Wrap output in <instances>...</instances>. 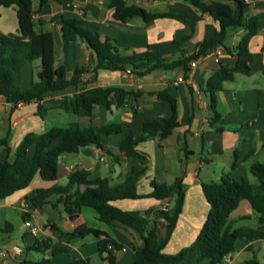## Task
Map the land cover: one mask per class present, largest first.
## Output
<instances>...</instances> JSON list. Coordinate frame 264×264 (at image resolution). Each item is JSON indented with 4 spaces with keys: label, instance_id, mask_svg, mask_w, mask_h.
Wrapping results in <instances>:
<instances>
[{
    "label": "crops",
    "instance_id": "obj_1",
    "mask_svg": "<svg viewBox=\"0 0 264 264\" xmlns=\"http://www.w3.org/2000/svg\"><path fill=\"white\" fill-rule=\"evenodd\" d=\"M33 0L35 21L45 20V24L36 25L37 33L50 32L54 35L56 66L65 67L71 76L77 67L88 72L82 78L79 88L48 94L41 102L22 103L12 108L0 97V138H6L12 153L0 147V159L14 158V151L28 134H42L54 127L87 128L96 126L120 125L122 134L102 137L103 148L94 145L82 148L78 153L65 154L59 162V178L56 182H46L37 174L29 187L0 200V250L17 245L24 249L20 257L0 258V264H18L22 261L37 262L51 258L54 264H71L78 259H89L90 264H109L99 254L98 239L94 235L67 241V234L80 226L107 233L121 249L115 252L116 264H134V247L143 246L140 235L131 229L102 222L91 208L84 207L74 220L66 214L58 196L51 197L41 208L31 209L28 199L37 190H48L54 186H64L69 177L81 171L89 175L90 180H105L110 187L123 183L133 172L145 171L137 181V191L141 195L152 192V182L173 185L181 178L186 187L179 220L171 238L164 249L167 254H176L189 247L197 239L203 224L210 213L211 202L204 194L202 183L220 182L230 176L237 182L243 180L257 189L259 182L251 173L254 163L264 164V17L258 22L259 32L249 44L252 54L251 73L236 75L232 81L223 83V90L217 94L216 109L220 118L213 121L214 112L211 99L204 92L209 78L220 68H232L237 60L224 48H218L206 57L200 58L197 67L192 69L184 82L178 78L183 70L154 71L139 76L130 71H109L93 69L98 64L95 51L82 38L67 43L61 34V25L51 22L54 16L76 19L87 23L88 29L99 34L102 42L110 48L117 47L122 55L143 53L147 50L167 48L174 39L191 36L184 49L191 54L196 45L211 38L219 24L208 14H203L193 6L180 0H126L129 4L145 8L149 12L176 13L184 15L190 23L177 19H157L145 22L140 17L123 23L113 18L110 0ZM206 2L227 0H205ZM250 14H264V0H247ZM19 31L17 7H0V32L17 34ZM246 30H229L225 47L233 48L240 44ZM41 60L27 64L22 71V88L29 89L39 81ZM123 87L141 92L137 99L120 106L118 96L111 98L110 109L96 107L92 115L85 112L73 114L66 112L63 105L65 97H73L84 89ZM166 91L177 100V118L179 126L166 139L149 137L136 146V150L145 158L129 159L120 151V143L127 134L149 130L153 123L161 125L165 119L173 116L169 103L151 95L152 92ZM39 107L41 109L39 110ZM38 147L32 146L28 154L33 157ZM102 157L105 160L102 161ZM66 184V185H67ZM177 192L169 199L157 200L144 198L137 200H118L113 204L123 211L143 218L147 211L152 213L148 219L150 225H156L159 238L166 233L167 222L162 211L174 207ZM25 203L28 204L25 207ZM27 215V216H25ZM260 214L249 201L242 200L231 214L229 226L264 231L259 223ZM30 221L41 231L35 236L38 243H51V249L65 248L69 252L51 257L29 251L25 240L32 235L25 226ZM243 241L240 250L226 256L223 264H242L256 259L258 252L264 259V240ZM32 245V246H33ZM256 250V252H255ZM247 253H252L250 259ZM107 253L104 254V257Z\"/></svg>",
    "mask_w": 264,
    "mask_h": 264
},
{
    "label": "trees",
    "instance_id": "obj_2",
    "mask_svg": "<svg viewBox=\"0 0 264 264\" xmlns=\"http://www.w3.org/2000/svg\"><path fill=\"white\" fill-rule=\"evenodd\" d=\"M187 3L203 14L213 18L219 27L211 38L205 39L187 54L185 43L191 36L174 39L173 42L161 50H147L143 53L122 55L117 47L110 48L102 42L98 33L91 31L87 23L76 19H66L63 16H54L51 22L61 25V34L65 42L70 43L77 38L84 39L95 51L98 64L93 69L109 71H130L139 76H145L154 71L183 70V77L187 79L191 73V62L199 60L213 53L218 48L237 57L232 68L220 66L209 78L204 92L211 99V108L214 112L213 121L220 118L216 109L217 94L223 90L225 81H232L236 75H249L252 71V54L249 50L251 39L258 34V22L264 14H250V5L246 0H227L225 2H206L205 0H180ZM46 1L42 0L40 7ZM17 7L19 31L17 34L5 35L0 32V97L16 108L20 103L41 102L48 94L65 90L69 87L79 88L82 78L88 72L87 68L77 67L70 76L65 67L56 66V51L54 35L50 32L37 33L36 25L45 24V20L35 21L33 0H0V7ZM113 18L119 22H127L140 17L145 22L157 19H177L185 23L189 20L181 14L149 12L126 0H110ZM246 30V35L239 45L233 48L225 47L229 30ZM36 60H41L39 81L29 89L22 88L23 68ZM151 95L170 104L173 116L165 119L161 125L153 123L149 130L138 135L127 134L120 143L121 153L134 160L145 157L136 150V146L149 137L158 136L160 140L168 138L179 126L177 113L178 103L166 91L152 92ZM118 96V104L125 106L130 99L139 98L142 93L127 90L123 87H98L84 89L73 97H65L63 105L66 112L78 114L85 112L92 115L96 107L110 109L111 98ZM41 107H39V110ZM122 134L120 125L96 126L87 128L54 127L42 134H28L14 151V158L8 156L0 159V200L14 193L24 190L31 185L37 174L46 182H56L59 178V160L65 154L78 153L82 148L94 145L103 148L102 137ZM36 145L38 150L33 157L28 154L29 149ZM0 147H5L10 155L12 149L6 138H0ZM145 171L133 172L126 180L110 187L104 180H90L87 173L77 171L69 177L66 186H54L48 190H37L29 201L31 209L41 208L51 197L58 196V203L63 205L64 212L70 216L77 215L82 208L93 209L99 219L110 225H120L131 229L140 235L144 244L134 247V264H223L227 255L235 252L237 240L250 242L264 240V231L240 228L232 230L228 222L231 214L239 207L242 200H247L252 208L260 214L259 223L264 225V164L254 163L251 173L257 178L259 186L254 189L247 181L237 182L230 176L220 182L202 183L204 194L211 202L212 209L208 214L203 227L193 244L180 250L176 254L164 252L172 233L179 220L182 204L185 200L186 187L181 178L173 185L152 182V192L141 195L137 191V181ZM177 192L175 205L170 210L162 211V218L167 222L165 236L160 239L156 225H150L148 219L151 211H147L143 218H139L129 211H123L114 202L118 200H137L154 198L157 200L169 199ZM27 216V215H25ZM94 235L98 239L99 254L109 264H116L115 252L121 249L107 233L80 226L67 234V241L85 238ZM29 251L49 254L51 257L69 252L65 248L51 249L49 241L30 246ZM107 256L104 257V254ZM18 264H54L51 258L40 261H22ZM71 264H90L89 259H78ZM242 264H262L258 260Z\"/></svg>",
    "mask_w": 264,
    "mask_h": 264
},
{
    "label": "built area",
    "instance_id": "obj_3",
    "mask_svg": "<svg viewBox=\"0 0 264 264\" xmlns=\"http://www.w3.org/2000/svg\"><path fill=\"white\" fill-rule=\"evenodd\" d=\"M247 1V0H246ZM197 62L198 60L192 61L190 66L191 69H194L197 67ZM186 79H184L183 76L178 78L179 82H184ZM22 103L18 104V106H21ZM105 160V157H102V161ZM28 204L25 203V207H27ZM25 226L28 227L30 229V232L32 235L37 236L40 233V229L36 226H33V224L30 221H25ZM24 254V249L22 247H19L17 245L11 246L8 249H2L0 250V258L1 259H5L8 258L10 256H15V257H20Z\"/></svg>",
    "mask_w": 264,
    "mask_h": 264
},
{
    "label": "rangeland",
    "instance_id": "obj_4",
    "mask_svg": "<svg viewBox=\"0 0 264 264\" xmlns=\"http://www.w3.org/2000/svg\"><path fill=\"white\" fill-rule=\"evenodd\" d=\"M66 182H67V181L62 182V184H64V186H66V184H67ZM241 225H242L241 223H238V224H237L238 227H236V228L239 229V227H240ZM242 246H243V241H242V240H237L236 243H235V247H236V249H237V250H240V248H241ZM255 252H256V250H255ZM245 255H249L250 259H253V258H254V256H253L252 253H247V254H245ZM255 255H256V257H257L256 260H258L260 263L264 264V259L261 257V255H260L258 252H256Z\"/></svg>",
    "mask_w": 264,
    "mask_h": 264
},
{
    "label": "water",
    "instance_id": "obj_5",
    "mask_svg": "<svg viewBox=\"0 0 264 264\" xmlns=\"http://www.w3.org/2000/svg\"><path fill=\"white\" fill-rule=\"evenodd\" d=\"M76 216L77 215L71 216V219L74 220ZM36 240H37V238L34 235H30L26 238L25 242H26L27 246L30 247L35 243Z\"/></svg>",
    "mask_w": 264,
    "mask_h": 264
}]
</instances>
